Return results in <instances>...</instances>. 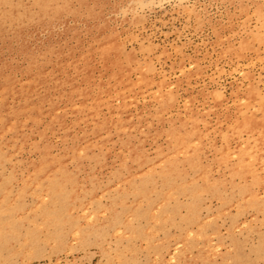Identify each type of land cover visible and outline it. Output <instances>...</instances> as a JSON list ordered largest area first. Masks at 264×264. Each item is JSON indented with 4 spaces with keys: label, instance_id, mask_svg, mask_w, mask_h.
I'll list each match as a JSON object with an SVG mask.
<instances>
[{
    "label": "rangeland",
    "instance_id": "1",
    "mask_svg": "<svg viewBox=\"0 0 264 264\" xmlns=\"http://www.w3.org/2000/svg\"><path fill=\"white\" fill-rule=\"evenodd\" d=\"M0 264H264V0H0Z\"/></svg>",
    "mask_w": 264,
    "mask_h": 264
},
{
    "label": "bare ground",
    "instance_id": "2",
    "mask_svg": "<svg viewBox=\"0 0 264 264\" xmlns=\"http://www.w3.org/2000/svg\"><path fill=\"white\" fill-rule=\"evenodd\" d=\"M45 166H47V165H45ZM49 180H50V179H49ZM53 180L55 181V179H53ZM50 186H51V185H50ZM52 186H54V185H52ZM52 186H51V188H52ZM60 186H61V185H60ZM60 186H59V187H60ZM53 188H54V187H53ZM57 188H58V187H57ZM65 190H66V188L64 189V192H63V193H65ZM53 191H54V190H53ZM51 192H52V190H51ZM53 194H54V193H53ZM64 195H66V193H65V194H62V196H64ZM53 196H55L54 199L57 198V197H56V196H57L56 194H54ZM62 196H61V197H62Z\"/></svg>",
    "mask_w": 264,
    "mask_h": 264
}]
</instances>
